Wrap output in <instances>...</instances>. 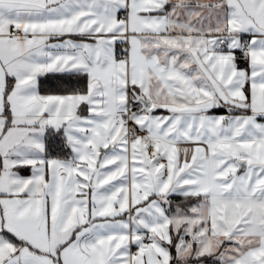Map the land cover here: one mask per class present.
<instances>
[{
    "label": "snow or ice",
    "instance_id": "6c2138e0",
    "mask_svg": "<svg viewBox=\"0 0 264 264\" xmlns=\"http://www.w3.org/2000/svg\"><path fill=\"white\" fill-rule=\"evenodd\" d=\"M0 264H264V0H0Z\"/></svg>",
    "mask_w": 264,
    "mask_h": 264
}]
</instances>
